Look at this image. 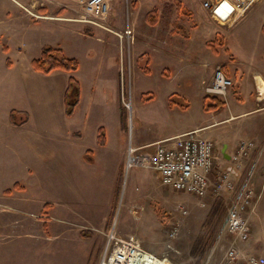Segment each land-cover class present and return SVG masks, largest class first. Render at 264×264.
Masks as SVG:
<instances>
[{"label": "rangeland", "instance_id": "374dc122", "mask_svg": "<svg viewBox=\"0 0 264 264\" xmlns=\"http://www.w3.org/2000/svg\"><path fill=\"white\" fill-rule=\"evenodd\" d=\"M113 1L112 8L110 2L111 26L116 30L130 26L134 30V39L131 43L124 41L122 46L114 32L85 23L82 28L58 20L25 24V18L18 12L20 6L14 0H0V115H3L6 104L10 108H23L27 104L18 67L21 62L31 67V59L41 54L43 45L51 44L79 61L78 70L72 74L82 78L85 84L100 73L102 77L104 74L114 77L116 71L119 72L121 97L128 111V128L121 134L125 141L132 133V125L136 132L155 135L167 130L180 132L183 127H193L194 124L204 126L201 133L213 139L218 154H221L224 143H228L232 151L240 139H252L256 146L243 162L241 175L236 181V187H239L244 180H248L254 191L255 205L249 213L252 234L247 242L239 244L245 253L256 252L264 256V94H259L257 88L252 87L255 75H264V0L254 2L236 20L223 23L211 16L203 7L202 0ZM63 3L57 4L59 10L73 9L72 15L80 17L82 8L79 12L74 2ZM44 6L43 11L54 8L49 9V4ZM24 8L31 12L32 19L39 17L33 13L34 9ZM154 8L156 16L153 24H156L150 25L148 13ZM127 15H131L133 20L122 28L116 27L114 18H125ZM51 16L55 17L54 14ZM56 16L61 17V14ZM164 38L170 40L168 49L176 47L177 51L185 45L188 47L185 50L187 55L181 59L183 63H167V59L153 52V56L150 52L152 58L149 59L145 50L155 47L150 45H154L156 39ZM138 49L145 51L144 54L138 56L135 53ZM11 60L14 65L10 70L6 65L12 64ZM165 64L170 66L167 68ZM217 67H221L233 80L226 95L218 96L224 101L220 112L202 108L199 101V92L212 83L210 74L213 71L214 77ZM105 93L109 102L114 100L110 89ZM168 93L182 103L185 102L182 97H187L190 108L180 110L181 114L175 108L168 112ZM205 94L209 95L204 104L207 105L213 101V95ZM138 103L148 104L143 109L145 121L140 125H137V116L129 115L131 104L132 110L137 113L135 107ZM230 112L237 115L226 119ZM82 114L83 108L77 118H81ZM104 117L102 115L100 120ZM73 121L82 126L81 120ZM91 134L87 131L89 137ZM220 163L217 162L218 165ZM9 164L0 157V176L10 169L18 178V168ZM89 176L84 185L86 193L91 196L88 204L92 206L80 204L68 210L71 214L66 212L65 207H59L58 214L63 219L58 221L54 218L55 209L45 205L51 202V173L42 175L41 181L28 183L27 189L22 192L12 189V194L5 196L7 194L0 190V264H100L109 234L114 231L125 236L117 227L126 211L125 185L108 207L111 209L113 205L110 227L105 230L84 229L89 238V256L86 251L82 253L80 247L78 250L75 240H69L67 235L54 236L57 228H66V218L82 220L79 209L100 208L102 195L110 191L102 181L95 180L92 173ZM170 190L171 197L175 198V207L167 212H162L161 208L158 210L164 217L170 215L175 220L164 229V239L158 242V252L154 254L173 264H219L232 240L224 226L233 192H224L219 196L209 193L200 198L186 191L174 190L173 193L172 187H169ZM216 200L218 203L212 208ZM181 208L187 212L182 213ZM177 221L178 233L171 237L170 231ZM140 240L147 248L144 239Z\"/></svg>", "mask_w": 264, "mask_h": 264}, {"label": "crops", "instance_id": "0c3cea01", "mask_svg": "<svg viewBox=\"0 0 264 264\" xmlns=\"http://www.w3.org/2000/svg\"><path fill=\"white\" fill-rule=\"evenodd\" d=\"M69 1L75 3L78 11L82 8L79 0H14L20 6L18 12L25 18V24L40 23L42 20H58L82 28L84 22L79 20V16H73V9L72 11L69 8L59 10L57 7L58 3L65 2V4H68ZM45 4L47 6L49 4V9L50 7L54 8L43 11ZM24 7H29V10L34 9L33 13L39 17L32 19L31 12L29 10L27 12ZM110 12L111 9L105 18V22L111 26ZM57 13H60L61 17L56 16ZM53 14L55 17L51 16ZM114 20L116 22L115 26L122 28L126 23H130L133 18L131 15H127L125 18L119 16ZM149 24L155 25L156 23ZM169 41V38L156 39L154 45L150 46H160V48L152 47L145 50L149 54V59L152 58L150 52H153L160 54L163 59H167V63H183L184 60L181 59L187 55L185 50L188 47L185 45L184 48L177 51L175 46V48L168 49ZM120 46H122L121 43ZM140 49L135 50L138 56L145 52ZM176 57L177 59H175ZM34 58L36 57H33L31 61ZM11 62L12 64L6 65L9 69L14 65V61L11 60ZM164 66L169 67L170 65L165 64ZM7 72L9 73L8 70ZM17 73L21 85H23L22 93L27 97V104L23 108H10L6 104L3 115H0V157L4 162H10V166L18 168L20 174L17 178L14 171L10 169L1 173L0 190L7 195L3 194L5 196L11 195L12 189L22 192L27 189L28 183L41 181L42 175L49 172L51 173L52 196L51 202L45 205H48L49 209H55L54 218L58 221L63 219L58 214L59 207L62 209L65 207L66 212L71 214L72 212L68 210L80 204L87 207L92 206L88 204V199L91 196L86 193V186L84 185L89 181V173H92L95 180L99 179L110 190L106 195H102L100 208H87L84 211L79 209L82 220L79 221L74 217L64 218L68 222L66 228L61 230L59 229L61 227H59L54 231L56 237L67 235L69 240H75L78 250L80 247L81 252L86 251L85 253L89 256V238L84 229L95 230L94 228H97L105 230L110 227L113 205L111 209H108V207L111 206L115 196L125 185L126 211L122 222L117 224L118 230L122 235L136 234L144 239L147 250L157 253L158 242L161 239L163 240L165 236L164 229H167L169 224L175 220V217L171 218L170 215L164 217L158 209L161 208L162 212H167L170 208H174L175 198L171 197L170 193L172 191H169V186L162 184L161 176L156 170L146 167H127L128 147L132 145L140 153H152L157 143L165 141L169 144L171 142L169 139L186 131L198 129L202 135L201 129L204 126L194 124L193 127H183L179 130L180 132L167 130L162 131L160 134L150 135L144 133V131L136 132L135 126L132 125V133L128 141H125L121 134L128 128V111L121 97L122 85L118 71H116L114 77L108 74H104L102 77L100 73L99 76H94L86 84L82 78L77 76L81 88L80 100L71 115L66 113L64 102L69 72L55 69L49 73H41L34 70L32 66L30 67L28 63L21 62ZM258 76L264 80L263 74L255 75L253 89L258 87ZM212 79L213 71L210 74V81ZM109 89L114 97V100H110V102L105 97V92ZM205 93L204 87L199 92V101H201L204 109L207 100V98H203L206 96ZM170 95L171 93H168L166 102L168 112L175 108L177 113L181 114L180 110L190 108V101L187 97H182L185 100L182 103L175 101L176 99L174 98V100ZM147 106L148 104L138 103L135 107L137 113H135L131 104L129 115L137 116V118L135 117L137 125L145 121L143 109ZM223 107L208 110L220 112ZM82 108L83 114L81 118H77ZM13 109L25 112L27 114L26 122L22 124L11 123L10 113ZM102 115L105 117L100 120ZM236 115L230 112L226 119ZM73 119L76 121L81 120L82 126H78ZM101 127L105 137L103 144L99 142ZM87 131L92 133L91 137L87 135ZM228 146V143H224L221 149V155L225 159H228L231 153L230 146ZM15 184L18 186L15 187ZM7 189L12 192H7ZM217 203L218 200L214 202L212 208ZM177 222L179 223V221ZM64 232L65 234H63ZM146 239L149 240L146 241Z\"/></svg>", "mask_w": 264, "mask_h": 264}, {"label": "built area", "instance_id": "2783aa9c", "mask_svg": "<svg viewBox=\"0 0 264 264\" xmlns=\"http://www.w3.org/2000/svg\"><path fill=\"white\" fill-rule=\"evenodd\" d=\"M258 0H202V5L211 16L223 23L236 20ZM111 0H79L82 13L79 20L114 32L121 45L124 41L134 39V30L128 26L116 30L105 22L110 10ZM233 85L221 67L214 72L212 83L205 86L208 94L226 95ZM259 94H263L257 87ZM168 144L165 141L156 144L152 153H140L136 147L129 145L127 167H146L156 170L165 186L178 191H186L200 198L212 193L219 196L232 191L225 228L232 236L225 254L219 264H264V256L256 252L245 253L240 242L251 238L249 213L254 209V191L244 180L236 187V180L241 175L243 162L250 155L256 144L252 139L242 138L234 146L228 159L215 150V142L196 130H189L173 137ZM217 162H221L220 165ZM230 166L231 169L227 167ZM182 213L186 209L181 208ZM177 223L170 231L174 237L178 233ZM156 254L143 247L140 238L135 234L121 236L112 231L105 247V254L100 264H161Z\"/></svg>", "mask_w": 264, "mask_h": 264}, {"label": "trees", "instance_id": "16d2710c", "mask_svg": "<svg viewBox=\"0 0 264 264\" xmlns=\"http://www.w3.org/2000/svg\"><path fill=\"white\" fill-rule=\"evenodd\" d=\"M156 9L154 8L148 13V19L153 23L155 21ZM31 66L34 70L41 73H49L55 69L65 70L70 73L68 77V83L65 91L64 102L66 107V113L71 115L80 100V82L76 76L72 73L75 72L80 64L75 57L67 56L62 48L53 46L51 44H45L42 47L41 54L34 58L31 61ZM209 95H206V99ZM213 100L211 103L205 105V109H212L224 106V101L221 100L218 96H211ZM27 114L20 110L13 109L10 113V121L13 124H22L26 122ZM104 131L101 127L99 142L104 143ZM18 185L15 184V187ZM10 189H7V192H10Z\"/></svg>", "mask_w": 264, "mask_h": 264}, {"label": "bare ground", "instance_id": "6f19581e", "mask_svg": "<svg viewBox=\"0 0 264 264\" xmlns=\"http://www.w3.org/2000/svg\"><path fill=\"white\" fill-rule=\"evenodd\" d=\"M258 88L264 94V80L260 76H258ZM161 264H173V263H171L170 261H165L164 262L161 259Z\"/></svg>", "mask_w": 264, "mask_h": 264}, {"label": "water", "instance_id": "95a60500", "mask_svg": "<svg viewBox=\"0 0 264 264\" xmlns=\"http://www.w3.org/2000/svg\"><path fill=\"white\" fill-rule=\"evenodd\" d=\"M227 168H228V169H231V167H230V166H228Z\"/></svg>", "mask_w": 264, "mask_h": 264}]
</instances>
